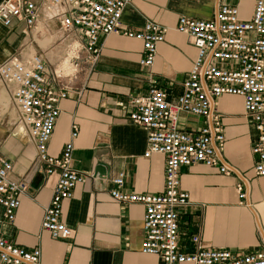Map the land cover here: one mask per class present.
Returning a JSON list of instances; mask_svg holds the SVG:
<instances>
[{
	"label": "crops",
	"instance_id": "obj_1",
	"mask_svg": "<svg viewBox=\"0 0 264 264\" xmlns=\"http://www.w3.org/2000/svg\"><path fill=\"white\" fill-rule=\"evenodd\" d=\"M125 1L120 18L122 31L139 32L146 22L168 31L157 46L150 68L139 64L143 56L140 42L121 35H101L95 65L89 67L84 53L86 68L67 84L68 95L59 104L60 113L48 153L59 156L64 144L71 139L72 127L76 126L78 135L73 140L70 168L90 176L84 183L77 184L72 197L62 204L61 221L70 230L69 238L54 240L41 230L43 212L49 204L56 176L45 174L23 130L18 131V126L14 130L0 127V158L12 165V180L28 185L26 194L20 198L13 224L2 220L0 207V229L14 246L38 248L41 264H159L157 257L140 252L143 207L120 205L109 196L111 179L119 173L125 176L121 189L124 193L159 195L163 192L164 157H143L146 134L129 122L131 109L126 101L131 96L148 94L150 75L157 78L159 87L168 94L181 93L182 82L197 51L186 36L175 31L179 17L210 20L220 6L226 5L236 8L239 19L247 21L255 3V0ZM45 27L48 34L56 36L53 44L64 48L59 23L50 20L45 22ZM23 28L17 21H13L10 28L0 23V62L22 47L26 53L36 50L38 28L28 36L22 34ZM51 85L60 88L53 80ZM0 102L5 103L2 93ZM218 111L226 139L221 159L235 173L224 176L217 169L202 164L181 170L180 189L189 194V205L179 210L178 249L181 253L191 252V238L197 234L204 249L238 254L262 251L264 178L253 174L250 153L253 131L243 117L239 97H222ZM188 122L186 126L181 123L180 127L202 124L198 119ZM97 168L101 175L96 173ZM240 178L246 180L244 206L239 205L236 193Z\"/></svg>",
	"mask_w": 264,
	"mask_h": 264
},
{
	"label": "built area",
	"instance_id": "obj_2",
	"mask_svg": "<svg viewBox=\"0 0 264 264\" xmlns=\"http://www.w3.org/2000/svg\"><path fill=\"white\" fill-rule=\"evenodd\" d=\"M125 0H2L0 23L10 28L13 21L22 23V34L28 36L45 22L55 20L63 33L64 48L77 68L80 53L93 67L100 53L101 35H121L141 43L143 56L140 66L153 65L157 46L164 41L167 28L146 22L139 32L120 29ZM175 31L186 36L196 49V58L182 82V91L170 95L159 87L150 75L146 96H131L126 103L131 111L128 120L146 134L144 158L164 157V186L159 195H134L122 192L124 174L111 179L110 198L120 204H140L143 209L140 252L157 257L159 264H264V250L238 254L228 250L204 249L199 235L191 238L193 250L178 249L179 210L189 205V194L180 189L183 168L202 164L215 168L224 176L235 170L224 163L225 134L218 111L224 96L239 97L243 117L250 125L253 174L264 178V0H255L251 18L239 19L238 10L220 6L210 20L181 16ZM45 58L40 53L27 55L23 47L0 62V86L9 97L17 116V126L32 145L35 159L48 176H56L49 204L43 212L41 230L54 240H65L70 230L61 221L62 204L72 197L77 184L86 176L70 168L73 140L78 128L72 127L71 139L64 144L59 156H51L48 146L59 104L68 95L56 72L50 77ZM51 79V80H50ZM52 80L60 85L55 88ZM123 105V103H119ZM198 119L200 126L182 129L181 123ZM12 165L0 158V207L2 220L13 224L20 198L28 185L10 178ZM246 180L236 185L238 203L244 206ZM0 264H41L38 248L14 246L0 229Z\"/></svg>",
	"mask_w": 264,
	"mask_h": 264
},
{
	"label": "rangeland",
	"instance_id": "obj_3",
	"mask_svg": "<svg viewBox=\"0 0 264 264\" xmlns=\"http://www.w3.org/2000/svg\"><path fill=\"white\" fill-rule=\"evenodd\" d=\"M20 27V26H18ZM17 32V30H16ZM64 36V35H63ZM54 34H48L47 30L44 28H41L40 26L38 27V29L36 30V34H35V40L36 42L34 43V46L36 47L35 49H30V52L27 53V55H32L34 53H40L43 56L46 55L45 58V62H46V66L48 69V72L51 74L50 77L52 76V74L54 72L57 71L58 67L60 66V64L62 63V60L65 57L70 58L72 56V54L69 53V51H67L65 48H57L56 44H53V40H54ZM45 53V54H43ZM69 54V55H68ZM71 55V56H70ZM84 53H80L79 54V59L76 62L77 63V68H75V73H73L72 75H62V74H57L61 76V80L64 84H68L70 79L74 78L75 76H78V74H82V72H80L81 69L86 68V65L84 63ZM70 60V59H69ZM73 67L74 64L72 63V61L70 62ZM0 93L3 94L4 99H5V103L3 104L2 102H0V127L1 128H10L12 127L13 130L17 129V124H16V120H17V116L10 104L9 101V97L7 95V93L5 92L4 88L2 86H0ZM190 123V122H188ZM187 123V124H188ZM189 125V124H188ZM18 131H20V128L17 129Z\"/></svg>",
	"mask_w": 264,
	"mask_h": 264
},
{
	"label": "bare ground",
	"instance_id": "obj_4",
	"mask_svg": "<svg viewBox=\"0 0 264 264\" xmlns=\"http://www.w3.org/2000/svg\"><path fill=\"white\" fill-rule=\"evenodd\" d=\"M68 57H65L62 60V63L60 64V66L58 67V69L56 71L57 74H62V75L68 76V75H72L73 73H75L76 70L73 67V65L70 63V60H69L70 58H68Z\"/></svg>",
	"mask_w": 264,
	"mask_h": 264
},
{
	"label": "water",
	"instance_id": "obj_5",
	"mask_svg": "<svg viewBox=\"0 0 264 264\" xmlns=\"http://www.w3.org/2000/svg\"><path fill=\"white\" fill-rule=\"evenodd\" d=\"M100 166H98V168H99ZM96 169V173H99L100 175H101V173L99 172V169Z\"/></svg>",
	"mask_w": 264,
	"mask_h": 264
}]
</instances>
